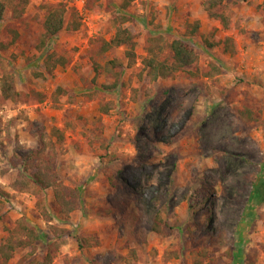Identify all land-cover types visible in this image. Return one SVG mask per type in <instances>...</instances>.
Masks as SVG:
<instances>
[{
	"label": "rangeland",
	"instance_id": "1",
	"mask_svg": "<svg viewBox=\"0 0 264 264\" xmlns=\"http://www.w3.org/2000/svg\"><path fill=\"white\" fill-rule=\"evenodd\" d=\"M205 1L134 0L125 10L122 0H30L22 20L5 15L0 76L15 73L18 89L34 101L0 96V236L27 221L42 236L32 258L58 243L52 264H264V194L253 197L264 190V0H224L228 29L208 16ZM58 2L67 5L66 26L74 14L81 26L48 36L47 6ZM122 14L132 20L116 22ZM197 19L199 33L191 34ZM11 22L21 36L3 48ZM120 25L136 34L133 66L125 47L101 48ZM214 30L233 38V49L210 47L203 35L212 40ZM153 34L187 41L201 69L214 62L221 71L141 78ZM52 53L67 65L48 69ZM116 58L121 76L107 87L116 79L106 64ZM36 93L45 100L35 102ZM40 131L56 144L63 182L82 192L68 219L57 213L52 189L44 191L48 222L37 195L4 176L17 177ZM29 250H18L11 263Z\"/></svg>",
	"mask_w": 264,
	"mask_h": 264
},
{
	"label": "trees",
	"instance_id": "2",
	"mask_svg": "<svg viewBox=\"0 0 264 264\" xmlns=\"http://www.w3.org/2000/svg\"><path fill=\"white\" fill-rule=\"evenodd\" d=\"M134 0H122L121 7L127 10ZM224 0H206L204 9L211 19L219 21L224 29L231 27V19L223 11L221 6ZM30 0H0V21L4 19L9 12L18 21L22 20L26 7ZM68 12L67 5L64 2H58L47 6L46 16L43 20V28L48 36L57 35L65 27L77 30L81 26V22L74 14V18L66 26V15ZM264 15V9L261 10ZM131 21V16L122 14L116 18V22L125 23ZM7 27L11 40L2 44L3 48L15 44L21 33L18 30L17 22H11ZM201 26L200 20H195L190 24L189 31L191 34L199 33ZM213 39L203 35L204 41L210 47H222L223 51L233 49L235 40L230 36L224 38L217 37L215 30L211 32ZM136 34L128 27L120 25L110 40L102 39V50L107 51L115 47H125V56L128 60V66H133L136 62ZM2 42H0L1 44ZM147 54L142 59V69L139 72L141 78L148 77L151 82L162 78H169L176 73L189 72L192 77L200 75L212 77L215 73H219L220 67L210 62L206 67L200 68L198 65L199 54L195 47L181 38H175L169 41L162 34H153L147 40ZM68 59L63 56L55 57L52 53L48 55L46 64L50 67L58 65L66 66ZM123 61L112 59L106 64V71L115 76L116 81L107 87H117L121 72L118 67H123ZM39 75V74H38ZM56 92L66 94L68 88L59 87ZM57 94V93H56ZM38 98L35 102H43L45 97L41 93H36ZM0 96L3 100L12 102H32L34 96L31 92H24L17 87L16 74L6 72L0 76ZM105 112H109V108H104ZM40 145L37 149L26 153L22 161V168L19 170L17 177L4 170V176L8 177L7 181L18 190H31L37 195V206L44 217L50 222L53 218L44 202V191L52 189L53 197L56 204V211L60 217L68 219L70 215L77 210L82 199V192L79 187L69 185L63 182L57 170V147L56 144L46 137L45 131L39 132ZM264 194L262 187H257L253 193V197H261ZM53 227V226H52ZM153 229L159 231L160 224L154 223ZM6 237L0 236V264H52L54 253L59 247L57 242L48 245L47 253L42 259L32 258L36 249V243L41 240L40 231L33 225L23 219H18L12 227L7 228ZM61 233H58L60 236ZM85 240V239H84ZM30 249L17 262L11 263L18 250Z\"/></svg>",
	"mask_w": 264,
	"mask_h": 264
}]
</instances>
